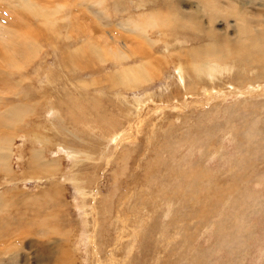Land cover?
<instances>
[{"label": "rangeland", "instance_id": "1", "mask_svg": "<svg viewBox=\"0 0 264 264\" xmlns=\"http://www.w3.org/2000/svg\"><path fill=\"white\" fill-rule=\"evenodd\" d=\"M31 1L34 7L28 0H0L5 53L0 57L8 56L6 62L0 58V77L10 86L0 94V264H60L65 256L71 264H264V69L254 66L257 73L253 69L243 77L236 62H217L223 65L216 66L223 71L220 77L210 80V67L203 68V85L183 99L176 66L162 61V74L153 70L159 71L158 80L134 90L116 85L109 92L105 77L118 66L115 70L102 52L107 42L125 54L129 48L132 60L122 65L138 64L137 39L127 31L156 13L170 37L156 51L140 50L151 59L167 49L174 32L193 36L186 39L193 50L210 42L199 33L236 36L239 15L248 16V28L262 30L264 0ZM213 10L230 18H218L209 27ZM41 11L49 17L42 18ZM17 35L31 39L28 52H22ZM6 38L8 47L2 43ZM241 82H246L243 88ZM54 111L62 122L54 119ZM97 116L109 130H97ZM91 129L96 138V132L111 136V144L91 142ZM65 149H79L80 162ZM40 156L48 163L41 165ZM192 170L198 178L190 177ZM194 181L204 190L199 202ZM113 187L111 225L102 229L100 246L96 211L100 197ZM133 207L139 228L131 236L134 228L126 216ZM88 210L97 217L86 216Z\"/></svg>", "mask_w": 264, "mask_h": 264}, {"label": "bare ground", "instance_id": "2", "mask_svg": "<svg viewBox=\"0 0 264 264\" xmlns=\"http://www.w3.org/2000/svg\"><path fill=\"white\" fill-rule=\"evenodd\" d=\"M29 4H32L33 6V2L31 0H28ZM212 1V0H211ZM214 1V0H213ZM100 2V1H99ZM104 2V1H103ZM152 2V1H151ZM215 2H217V0H215ZM219 2V1H218ZM102 2H100L101 4ZM221 5V4H219ZM219 5H217L216 7L218 8ZM50 6V5H49ZM21 7V6H19ZM34 7V6H33ZM58 7V6H56ZM222 7V6H221ZM22 8V7H21ZM1 9V7H0ZM5 9V8H4ZM7 9V8H6ZM28 8L26 7V10ZM55 9V8H54ZM18 12V8L16 9ZM30 11H34L33 8H30L28 9ZM95 10V9H94ZM215 10V9H214ZM213 10V11H214ZM19 11H22V10H19ZM210 12L208 13V20H207V23L209 24V27H213L212 25H214L213 23H215V21H218L219 19H227V18H230L229 15H227L224 10L223 11H214V12ZM10 12V11H9ZM20 12H18V15ZM34 13V12H33ZM31 13V14H33ZM245 13V12H244ZM35 14V13H34ZM40 15H42V18H45L47 17L48 15H45L42 11L39 13ZM157 14V13H156ZM156 14H152L150 17H149V22L145 21L143 22V24L141 23H133V27L131 28V30L127 31L128 33H131V34H134L135 33V40H136V49L137 51L136 54H139L140 56L136 55L135 54V59L138 60V64H135L133 66H131L130 64L126 66L127 62H129L131 59V50L128 48V51H127V54L124 53V51L122 52L121 49H119L117 46H115L116 44H114L115 47H111V43L107 42L106 45L108 44V46H103L102 48V52H103V55L105 58L109 57L112 62L114 63L115 65V70L116 67L118 66V70L115 71V73L112 75V76H107L105 77V82L107 81V89L109 92H111L113 89H115L114 87H116V85L118 86H121L122 88L124 89H130V90H134V89H137L138 87L140 86H145L147 85L148 83H152V80H153V77H155L154 79H159L161 77H156V75L158 74L159 71L157 72H153V70H158V68L161 70V74H162V61H165V65L166 66H170V63L171 64H174L176 66V71H177V79L179 80V84L176 85L177 87L180 86V88L182 87L183 85V88L178 92V96H180V98H187V94H190L194 91V93L196 91H198L199 88H201V86L203 84H201L202 80L204 79L203 77H201V74H202V71H203V68L205 67H210L207 72V78H209L210 80L211 79H214V81H216V77H220V75L223 73L222 69H218L216 66L218 67H221L223 65H218L217 62L219 63H223L225 65H229L228 62H236V64L238 65V69H237V72H241L243 71L244 74H243V77H246L249 75L250 71L253 69L256 70V73H257V69H255L254 66L258 67V66H261L262 67V70L264 69V56L263 57H260L259 55H262L264 54V40L262 41H259L260 37H263V33H264V29H255V31H253L250 27L248 28L247 26V23L249 22V18L248 16H246V14H243V16H238V18L235 20L236 21V26H239L238 27V30H237V34L235 33L236 36H230L229 32H226V31H221L220 34H216L215 32L212 34V33H209V32H206L207 35L205 33L203 34H200L197 35L198 33H196V35L200 38H203L202 36L205 35L207 36L208 38V41L210 39V42L207 43V44H203L201 46H199L196 50H193V45H188L186 44L187 43V40L186 39H193L194 37L193 36H187V35H184L182 33H176L174 32L173 33V39L171 38L170 39V42L171 44L167 45V49L164 50L162 53H159V57H153L152 59L149 57L147 51V55H145L144 53V50H148V49H152L153 51H156V49L158 48V44L161 43V42H166L165 38H168L170 37L168 35V33L164 30H166V27H163V24L162 22L160 21L162 19L161 16H158ZM8 15V14H7ZM100 15V14H99ZM103 15V14H102ZM192 15V14H191ZM16 16H17V13H16ZM49 17V16H48ZM77 17V16H76ZM7 18V17H6ZM74 18V17H73ZM155 18H158L157 20ZM219 18V19H218ZM16 19V18H15ZM75 19V18H74ZM160 19V20H159ZM218 19V20H217ZM206 20V19H205ZM228 20V19H227ZM78 21V20H77ZM222 21V20H221ZM45 22V21H44ZM132 22V21H131ZM170 22V21H169ZM171 23V22H170ZM169 23V24H170ZM149 24L150 27H151V31L150 33L148 34L147 33V30L145 25ZM174 24V23H173ZM251 24V23H250ZM14 26H17L14 25ZM161 26V27H160ZM193 26V24H192ZM196 26V25H195ZM73 27V26H72ZM117 27H119V25H117ZM121 27V26H120ZM119 27V28H120ZM139 29V31H135V29ZM161 29V32L157 29ZM180 28H183V26H180ZM194 29V28H193ZM236 29V28H235ZM251 29L250 32H248V30ZM31 30V29H30ZM168 31H171L170 28L167 29ZM257 30V31H256ZM29 31V29L27 30ZM163 31V32H162ZM192 31V30H191ZM196 31V30H195ZM258 31H262L260 32L258 35H257V32ZM30 32H33V31H30ZM154 32V33H153ZM195 33V32H194ZM20 34V33H19ZM114 35V33H112ZM148 34V35H147ZM255 34V35H254ZM3 35V34H2ZM10 35V34H9ZM38 35V33H37ZM213 35V37H211ZM16 37V36H15ZM18 37V35H17ZM16 37V38H17ZM115 37H118V35H115ZM2 38V37H1ZM26 38V37H25ZM206 38V37H205ZM212 38V39H211ZM14 39V38H13ZM19 39L17 42L20 43V46H24V50L25 51H22L23 53L25 52H28V47H27V44L31 41L28 40L26 41L24 38L20 39L19 37L17 38ZM103 39H106V38H103ZM119 39V38H117ZM107 41V39H106ZM223 42L224 44L220 43V42ZM11 42V39L9 40V38H6L2 43L4 44V46L8 47V44H10ZM13 42V41H12ZM164 42V43H165ZM191 42V41H190ZM231 43H234L233 45H235L236 48H233L231 45ZM6 44V45H5ZM163 44V43H162ZM192 44V42H191ZM118 45V44H117ZM249 45H252V50L251 49L249 50ZM3 46V45H2ZM163 46V45H162ZM5 47V48H6ZM146 47L143 51H140L142 48ZM164 47V46H163ZM22 48V49H23ZM4 49V48H3ZM171 50V51H167V50ZM82 51V50H81ZM80 51V54H82ZM126 51V50H125ZM149 51V50H148ZM2 52V49L0 50V53ZM5 52V51H4ZM97 53V51H95ZM166 52V53H165ZM3 53V52H2ZM14 53V52H13ZM76 53V52H75ZM158 53V52H157ZM5 54V53H3ZM85 54V53H84ZM99 51L97 53V58L98 59V62L99 61ZM8 55V53H7ZM78 55V54H77ZM5 56V55H4ZM11 56V55H10ZM9 56V57H10ZM68 58H71L69 57V54H67ZM75 56V54H74ZM83 56V55H82ZM8 57V56H7ZM6 57V58H7ZM24 57V56H23ZM103 57V56H102ZM1 59L4 60L3 57H0ZM74 58V57H73ZM181 59L179 60V64L178 66L176 65V61L177 59ZM235 58V59H232ZM28 59V57L26 58V60ZM14 60V59H13ZM12 59H10V61L12 62L13 61ZM16 60V59H15ZM67 60V59H66ZM69 61V60H68ZM71 61V60H70ZM172 61V62H171ZM6 62V61H5ZM182 62H186V66L182 65ZM9 63V62H8ZM70 63V62H69ZM123 63H126L125 65H122ZM249 63V64H248ZM4 64V63H3ZM12 65V63H11ZM164 65V66H165ZM15 66V65H13ZM125 66V67H124ZM163 66V67H164ZM10 67V65H9ZM69 67V66H68ZM20 68V67H19ZM23 68V67H22ZM103 70L102 66H99L97 68V70ZM214 68H216V70H214ZM12 70V69H11ZM16 70V68H15ZM21 70V69H20ZM225 70V69H223ZM236 70V69H235ZM261 72V71H260ZM203 74H204V71H203ZM159 75V74H158ZM262 75V74H261ZM229 76V75H227ZM226 76V77H227ZM222 78V76H221ZM224 78V77H223ZM238 78V81L241 80L242 77H237ZM259 78V77H258ZM263 79V78H262ZM11 80V79H10ZM184 80H185V83H184ZM205 80V79H204ZM97 81V80H96ZM208 81V79H207ZM213 81V80H212ZM211 81V82H212ZM219 82H222V80L220 81L218 79ZM217 81V82H218ZM225 81V79H224ZM13 82V81H12ZM82 82V81H81ZM100 82V81H99ZM210 82V83H211ZM83 84V83H82ZM93 84V82H92ZM95 84V83H94ZM96 84H98L96 82ZM208 84V82L206 83ZM205 84V86H206ZM209 85V84H208ZM207 85V86H208ZM246 85V82H241L239 84V87L240 88H243L244 86ZM204 86V87H205ZM9 82L7 80H4L0 77V94H3V91L7 90L9 88ZM81 87V85H80ZM84 87V86H82ZM203 87V88H204ZM100 88V87H99ZM169 88V86H168ZM172 86H170V91L172 90ZM250 88V87H249ZM85 89V88H84ZM205 89V88H204ZM9 90V89H8ZM202 90V89H200ZM78 91V90H77ZM169 91V92H170ZM20 92V91H19ZM168 92V91H167ZM203 92V91H202ZM207 93V92H206ZM19 94V93H18ZM175 94V93H174ZM118 96V95H117ZM176 99H179V98H176ZM33 101V100H32ZM185 101V100H184ZM31 102V100H30ZM33 103H35L33 101ZM33 103H32V106H33ZM63 103V102H62ZM97 103V102H96ZM36 104V103H35ZM34 104V105H35ZM67 104V103H66ZM74 104V103H73ZM132 104V103H131ZM74 106V105H73ZM121 106V105H120ZM136 106V105H135ZM113 108L116 109V112L115 113V118H118L119 117V111L117 110L118 108V105H117V102L115 103V105L113 106ZM42 109V108H41ZM20 110V109H19ZM18 110V111H19ZM175 110V109H174ZM33 111V110H32ZM112 111V110H111ZM137 112V111H136ZM9 114V112H8ZM5 115V114H4ZM7 115V114H6ZM112 115V114H111ZM123 115V114H122ZM3 116V115H1ZM10 116V114H9ZM53 116H54V119L55 120H58L59 122H62L60 119H59V115L57 113V111H54L53 112ZM8 117V116H7ZM12 119V118H11ZM3 120V119H2ZM53 120V119H52ZM2 122V121H1ZM57 122V121H56ZM95 122H96V128L97 130H102V129H105V130H109L107 127L103 128V124L104 122L101 121L100 117L97 116L96 119H95ZM170 122V125L172 126L173 123L172 121H169ZM47 123V121H46ZM65 123V122H64ZM3 124V123H2ZM62 123H60L61 125ZM6 126V125H5ZM16 127V126H15ZM39 127V126H38ZM56 127V126H55ZM40 128V127H39ZM66 128V127H65ZM194 129V128H193ZM57 130V129H55ZM195 130V129H194ZM69 131L68 129H66V131L64 130V135H66V132ZM74 132V131H73ZM62 133V132H61ZM71 133V132H70ZM69 133V134H70ZM74 133H77V132H74ZM101 133V134H100ZM99 135L98 133L96 132L97 136H99L98 138H96V135H95V132L93 129L90 130V135H91V142L94 141V139H98L99 141H102V142H106L108 145L111 144L110 143V139H112L111 136H108L107 134L105 135V132H100ZM195 135V134H194ZM193 135V136H194ZM5 136V135H4ZM42 136V135H41ZM189 136V135H188ZM36 137V136H35ZM187 137V136H186ZM184 138L182 140V143H186V139L187 138ZM190 137V136H189ZM13 138V137H12ZM31 138V137H30ZM82 138V137H81ZM83 139V138H82ZM39 140V139H38ZM43 140V139H42ZM89 140V141H90ZM197 140V139H196ZM46 141V140H45ZM78 141H80L78 139ZM191 142V141H190ZM189 142V143H190ZM82 143V142H81ZM88 143V142H87ZM98 143V142H96ZM181 143V142H179ZM42 144V143H41ZM85 144V143H84ZM3 145V144H2ZM11 145V140H10V143H9V146ZM201 145V143H200ZM80 147L82 145H79ZM102 146V145H100ZM208 146V145H207ZM179 147H180V144H179ZM202 147V146H201ZM56 148V147H54ZM75 148V147H74ZM82 148H85V147H82ZM104 148V147H103ZM166 148V147H165ZM163 148L162 151H166V149ZM200 148V147H199ZM203 148V147H202ZM7 149V148H6ZM71 149V148H70ZM105 149V148H104ZM168 149L172 151L173 153V146H168ZM201 149V148H200ZM45 150V149H44ZM78 150L79 149H75L73 150L74 153H72L70 150H67L65 149V151H67V153L71 156L72 159H74L75 163H79L80 160V156L82 154H78ZM100 150V148H99ZM206 150V149H205ZM208 151V150H206ZM42 152V151H41ZM80 152V151H79ZM99 152V151H98ZM101 152V151H100ZM57 153V152H56ZM87 153V152H86ZM168 153V152H167ZM208 152H206L207 154ZM90 154V153H89ZM102 154V153H101ZM36 155V154H35ZM44 155V154H43ZM61 155V154H60ZM38 156V155H37ZM98 157V156H97ZM206 157V156H205ZM222 158L221 159H225L223 158V156H221ZM242 157H244V155L240 156V158L242 159ZM59 158V157H58ZM82 158V157H81ZM95 158V157H94ZM99 158V157H98ZM160 158V157H159ZM172 158V156H171ZM40 160V164L43 165L44 163H48V162H44V159L40 156L39 158H37ZM35 160V164H38L37 161L39 160ZM57 159V158H56ZM56 159L54 161H56ZM128 159V158H127ZM169 160V159H168ZM52 161V160H51ZM73 162V161H72ZM52 163V162H51ZM38 164V165H40ZM56 164V163H55ZM47 165V164H46ZM52 165V164H51ZM83 165V164H82ZM93 165V164H92ZM240 165H245L240 163ZM54 166V165H53ZM252 167L255 168V166L253 165H250ZM94 167V165H93ZM192 167V166H191ZM233 168V167H232ZM232 168L229 167V169L227 170H230L232 171ZM243 169H246L247 170V166H243L242 167ZM250 168V167H249ZM223 172V171H222ZM249 172V171H248ZM173 175V174H171ZM74 176V175H73ZM174 176V175H173ZM192 176H195L196 178H198V174H196V172L194 170L191 171V175L190 177ZM211 177V176H210ZM193 179V178H192ZM77 181V180H76ZM192 182V181H191ZM195 182V181H194ZM206 182V181H205ZM220 182V181H219ZM79 183V182H78ZM81 183V182H80ZM208 183V182H207ZM75 184V183H74ZM198 182L196 181L194 185V188H195V191L196 193H194L193 197L195 199L196 202H199L198 199H200V195H201V191H204L202 190V188H198L199 185H197ZM212 184V181L210 180L209 182V186ZM85 185V184H84ZM88 185V184H87ZM206 185V184H205ZM208 185V184H207ZM218 183L215 184V186H217ZM83 186V185H82ZM114 188V187H113ZM193 188V187H192ZM196 188H198V190H196ZM208 188V187H207ZM82 189H84V187H82ZM86 189V188H85ZM98 190L100 191L101 188L100 186L98 187ZM111 190V189H110ZM116 188L112 189L107 196L104 195V199L102 197H100V200L99 201V205L102 207L100 208L99 206V210H97L96 212H98V216H99V222L97 223L95 221V223H97V225L99 226L100 228V231H99V234L97 237H99L98 241H99V244L100 246H102V240L104 239V234L101 233V231H104L102 230L103 228H105L107 225H111V222L110 224L108 223L109 220H110V215L112 214V207L114 206L115 204V197H116ZM100 193V192H99ZM163 194L164 191H163ZM216 195V194H215ZM222 197V196H220ZM218 197V198H220ZM217 198V199H218ZM215 199V200H217ZM221 199V198H220ZM163 200H161L162 202ZM205 201V200H204ZM169 202V201H168ZM84 205V204H83ZM91 207V205H84V207L88 208V207ZM202 208V206H201ZM102 209V210H100ZM193 209V208H192ZM195 209V208H194ZM199 209V208H198ZM90 210H88V213H86V216L88 215H91L92 219L96 216L94 212H89ZM194 211V210H192ZM199 212L201 213V210H199ZM130 216H126V219L128 220H131L130 222V225L131 228H134L133 232H131V236H134V232L135 230H138L139 228V224H138V218H135V207H133L130 211ZM152 214V213H151ZM94 216V217H93ZM179 216V215H178ZM97 217V216H96ZM84 222L87 224V226H89V222H88V219H85ZM95 226V225H94ZM194 228V227H193ZM89 230V229H88ZM92 230V228L90 229ZM107 230V229H106ZM108 231V230H107ZM162 234L163 231H162ZM62 246V245H61ZM59 248L58 244H57V249ZM234 250V249H233ZM58 250H55V253L57 254ZM62 252V251H61ZM16 258V257H15ZM78 259V258H77ZM61 260V263L63 264H68V261L69 263L71 264V260H70V257L68 256H65V257H62L60 258ZM60 262V261H59ZM60 263V264H61ZM58 264V263H57ZM75 264V262H74Z\"/></svg>", "mask_w": 264, "mask_h": 264}]
</instances>
